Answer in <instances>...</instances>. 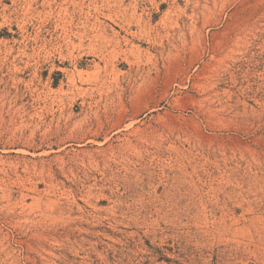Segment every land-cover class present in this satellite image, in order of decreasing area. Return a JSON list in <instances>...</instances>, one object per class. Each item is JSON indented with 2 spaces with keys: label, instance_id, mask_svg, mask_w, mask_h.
Segmentation results:
<instances>
[{
  "label": "rangeland",
  "instance_id": "1",
  "mask_svg": "<svg viewBox=\"0 0 264 264\" xmlns=\"http://www.w3.org/2000/svg\"><path fill=\"white\" fill-rule=\"evenodd\" d=\"M0 264H264V0H0Z\"/></svg>",
  "mask_w": 264,
  "mask_h": 264
}]
</instances>
